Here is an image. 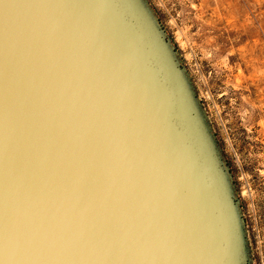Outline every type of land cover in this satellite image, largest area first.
Instances as JSON below:
<instances>
[{"label": "water", "instance_id": "water-1", "mask_svg": "<svg viewBox=\"0 0 264 264\" xmlns=\"http://www.w3.org/2000/svg\"><path fill=\"white\" fill-rule=\"evenodd\" d=\"M0 264H255L151 0H0Z\"/></svg>", "mask_w": 264, "mask_h": 264}, {"label": "rangeland", "instance_id": "rangeland-1", "mask_svg": "<svg viewBox=\"0 0 264 264\" xmlns=\"http://www.w3.org/2000/svg\"><path fill=\"white\" fill-rule=\"evenodd\" d=\"M232 166L264 264V0H151Z\"/></svg>", "mask_w": 264, "mask_h": 264}]
</instances>
